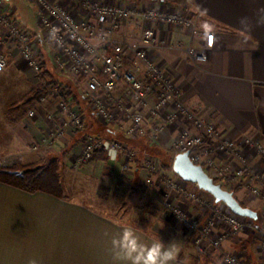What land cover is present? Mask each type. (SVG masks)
Returning <instances> with one entry per match:
<instances>
[{"label": "crops", "instance_id": "crops-1", "mask_svg": "<svg viewBox=\"0 0 264 264\" xmlns=\"http://www.w3.org/2000/svg\"><path fill=\"white\" fill-rule=\"evenodd\" d=\"M54 1L68 6L76 20H92L91 13L75 0ZM111 1L142 9L181 11L190 17V27L152 24L163 44L147 48L148 55L181 89L184 101L195 107L204 120L213 121L224 136L234 140L247 136L264 145V0ZM5 8L32 35L41 72H34L26 64L18 47H0L5 60L0 71V170L20 172L21 166L53 162L58 165L63 192L60 196L26 192L0 181V264H131L117 256L118 250L112 245L125 228H131L139 242L149 247L155 242H161L164 248L174 246L176 259L172 264H222L218 251L208 241H204L206 252L196 263L184 247L185 237L192 238V233L183 232L184 227L177 221L179 225L162 228L127 223L117 211L92 207L78 193L64 192L62 169L73 167V159L81 152L82 132L66 125L60 136L53 135L67 115L58 108L56 99L37 102L48 79L66 87L67 101L83 112L89 133L118 140L125 146L117 152L98 150L79 168L103 180L98 185L106 192L116 186L159 182V174L149 172V164H162L159 150L172 155L181 123L165 124L153 135L152 123L145 120L144 136L129 135L135 107L120 85L110 95L97 92L116 113L113 122L102 125L88 106L86 80L69 72L68 61L57 54L47 32L38 24L37 5L29 0H5ZM107 26L97 27L92 44L101 43L100 36ZM194 29L214 34L204 61L193 60L186 51L187 47L202 45L193 38ZM139 33V20L131 18L122 20L110 35L124 46L126 64H130L129 48L138 42ZM32 109L34 116L29 117ZM164 111H173V106ZM47 114H52L51 120ZM34 143L35 150L31 148ZM250 160L255 167L262 164L256 155ZM228 190L257 212L260 200L248 196L243 188ZM221 250L239 255L244 264H260L251 228L228 237Z\"/></svg>", "mask_w": 264, "mask_h": 264}, {"label": "built area", "instance_id": "built-area-1", "mask_svg": "<svg viewBox=\"0 0 264 264\" xmlns=\"http://www.w3.org/2000/svg\"><path fill=\"white\" fill-rule=\"evenodd\" d=\"M29 1L37 5L38 24L47 32L57 54L68 61L69 72L86 78L88 106L99 123L110 124L114 121L116 113L97 92L110 95L116 87L122 85L125 97L135 107L130 117L131 126L127 129L129 135L144 136L146 130L142 124L145 120L152 123L153 135H157L165 124L178 121L181 127L173 143L174 155L188 151L189 159L194 164H200L221 187L229 189L232 186L227 184L241 185V188L251 196L264 198V172L254 169L244 155V150L251 148L264 162V145L247 136L240 140L224 136L213 121L204 120L195 107L184 101L181 89L148 55L147 48L155 49L163 44L152 24L190 27L192 26L190 17L181 11L142 9L137 5L111 0H75L92 15V20L78 21L72 10L62 2ZM131 18L139 20L140 33L138 42L129 48L131 61L130 64H126L124 46L111 39L110 35L119 28L122 20ZM102 24L108 26L100 36L101 43L94 45L91 39L97 33V27ZM193 38L201 41L202 45L196 48L187 47L186 51L193 60H206L207 51L214 42V34L194 29ZM3 44L18 47L26 64L34 72H41L32 35L6 10L5 0H0V47ZM0 65L3 66V70L5 60L1 52ZM51 98L56 99L58 108L67 115V119L56 128L53 135L60 136L66 125L82 132L81 152L73 159L74 167L84 165L98 150L117 152L125 149L122 142L106 140L85 129L83 112L68 103L66 91L61 84L46 85L38 93L37 102L44 103ZM170 105L173 106V111L165 112L164 109ZM34 113L32 109L27 115L32 117ZM52 117V114H47V119L51 120ZM31 148L37 149V144H32ZM187 196L206 214L203 216V222L200 223L180 208H172V212L177 222L194 233L191 241L197 252L205 253L204 241H208L211 247L218 251L222 264H243L237 255L223 252L221 246L230 235L245 230L250 219L234 214L225 204L230 212L222 214L212 197L202 198L194 193H188ZM214 218H221L225 230H217ZM213 234L214 237H210ZM260 252L264 264V236Z\"/></svg>", "mask_w": 264, "mask_h": 264}, {"label": "rangeland", "instance_id": "rangeland-1", "mask_svg": "<svg viewBox=\"0 0 264 264\" xmlns=\"http://www.w3.org/2000/svg\"><path fill=\"white\" fill-rule=\"evenodd\" d=\"M62 69L65 71V67ZM82 78L83 80H86L85 77ZM64 89L66 91V97H68L66 87H64ZM171 153V157L173 159L174 154L173 152ZM244 153L250 165L256 164L254 161L250 160L251 155H256L251 148L244 150ZM258 157L259 156H257L258 161H263ZM172 159L170 160L171 163ZM169 165V167H164L163 164H149V172L152 174H159V182H153V180H150L149 182H144V184L136 185V187L116 186L113 191L108 190V192H106V189L103 188L102 185H98V182L103 180L95 178L92 174L80 171V166H73L68 169L64 168L62 169L64 192L78 193L80 198H85L83 200L84 203L87 202L92 205V207L117 211L121 214L118 217L127 221V223L151 226L155 228L178 224L176 222V217L172 212V208H180L182 211L190 214L202 223L203 216L206 214L199 210L198 205L194 203L187 196V194L194 193L202 198H210L212 196L203 190H200L195 184L182 180L172 171L171 164ZM45 166H21L20 172L25 168H42ZM252 166L257 171L264 172V162H262L261 166ZM227 186H232L234 189L241 188V185L234 186L227 184ZM245 193L251 198L260 200L257 210L258 218L256 220L250 219L248 221L247 228H251L254 232L258 260L260 264H263L260 250L262 237L264 236V198L251 196L247 191H245ZM86 199H88V201ZM217 207L221 210L222 214L230 212V210L222 202H217ZM220 219L221 218H214V223L217 230L222 231L225 230V224ZM187 231V228L183 229V232ZM243 231H240L238 234H234L233 236H239ZM192 236H194L193 232ZM231 236L232 235L229 237ZM210 237L213 238L214 234ZM190 238L191 237H185L184 247H186V251L189 252V254L191 253L190 256L196 261V263H198L200 260V253L197 252ZM237 256L243 263L242 258L239 255Z\"/></svg>", "mask_w": 264, "mask_h": 264}, {"label": "water", "instance_id": "water-1", "mask_svg": "<svg viewBox=\"0 0 264 264\" xmlns=\"http://www.w3.org/2000/svg\"><path fill=\"white\" fill-rule=\"evenodd\" d=\"M171 168L182 180L195 184L200 190L210 194L215 202L225 204L234 214L253 220L258 218L255 210L240 204L232 191L216 183L200 164H194L189 159L188 151L175 154Z\"/></svg>", "mask_w": 264, "mask_h": 264}, {"label": "trees", "instance_id": "trees-1", "mask_svg": "<svg viewBox=\"0 0 264 264\" xmlns=\"http://www.w3.org/2000/svg\"><path fill=\"white\" fill-rule=\"evenodd\" d=\"M51 83L56 82L49 79L46 81L47 85ZM157 155L164 167L170 166L172 157L168 153L159 150ZM57 168V164L50 162L45 167L25 168L21 172L0 170V181L26 192L42 191L60 196L63 191L59 183Z\"/></svg>", "mask_w": 264, "mask_h": 264}, {"label": "clouds", "instance_id": "clouds-1", "mask_svg": "<svg viewBox=\"0 0 264 264\" xmlns=\"http://www.w3.org/2000/svg\"><path fill=\"white\" fill-rule=\"evenodd\" d=\"M0 65V70H2ZM112 245L117 249V256L131 261V264H172L176 259L174 246L164 248L161 242H155L150 247L139 242L131 228H125L119 239H113ZM122 254V256H121ZM35 264V262H30Z\"/></svg>", "mask_w": 264, "mask_h": 264}]
</instances>
